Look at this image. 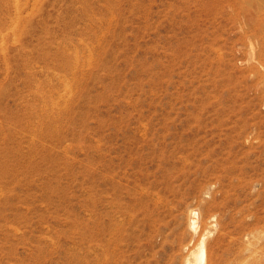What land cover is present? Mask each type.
<instances>
[{"label":"rangeland","instance_id":"rangeland-1","mask_svg":"<svg viewBox=\"0 0 264 264\" xmlns=\"http://www.w3.org/2000/svg\"><path fill=\"white\" fill-rule=\"evenodd\" d=\"M200 244L264 264V0H0V264Z\"/></svg>","mask_w":264,"mask_h":264},{"label":"bare ground","instance_id":"bare-ground-1","mask_svg":"<svg viewBox=\"0 0 264 264\" xmlns=\"http://www.w3.org/2000/svg\"><path fill=\"white\" fill-rule=\"evenodd\" d=\"M195 212H193V214L189 215V217L191 216V220H190V223H191V226H192V229H193V224H194V219H195ZM189 222V221H188ZM196 223V222H195ZM194 232V231H193ZM204 248H203V245L200 244L199 248L197 249V251L194 253V258H195V264H203L204 263Z\"/></svg>","mask_w":264,"mask_h":264}]
</instances>
